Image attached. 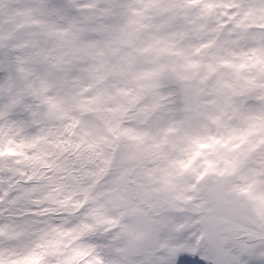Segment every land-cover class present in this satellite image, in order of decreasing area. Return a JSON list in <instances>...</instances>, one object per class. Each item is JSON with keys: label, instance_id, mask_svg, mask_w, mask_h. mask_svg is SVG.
I'll use <instances>...</instances> for the list:
<instances>
[{"label": "clouds", "instance_id": "9594fccd", "mask_svg": "<svg viewBox=\"0 0 264 264\" xmlns=\"http://www.w3.org/2000/svg\"><path fill=\"white\" fill-rule=\"evenodd\" d=\"M0 264H264V0H0Z\"/></svg>", "mask_w": 264, "mask_h": 264}]
</instances>
